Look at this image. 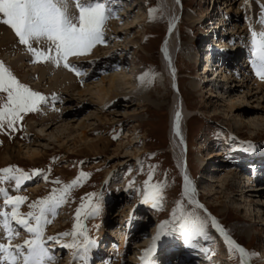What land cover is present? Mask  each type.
<instances>
[{
  "label": "rangeland",
  "instance_id": "1",
  "mask_svg": "<svg viewBox=\"0 0 264 264\" xmlns=\"http://www.w3.org/2000/svg\"><path fill=\"white\" fill-rule=\"evenodd\" d=\"M159 2L110 0L108 4H111H106L114 12L104 25V43L81 55L84 61L81 68L76 66L78 62L72 63L77 60L75 56L68 58L80 80L62 63L59 66L63 71L58 78L60 83L67 77L77 82L79 90L93 86L81 96L70 89L66 93L57 92H64L61 100L53 99L55 90L50 88L55 75L50 71L42 79L39 75L45 62L30 63L24 51L23 62L13 65L14 56L18 54H9L6 48L14 43L0 46V62L21 83L48 98V103L42 104L38 111L22 114L23 119L17 121L14 128L0 129V157L5 155L6 149L43 147L41 156L33 159L11 157L0 163V169L15 166L27 173L39 169L47 180L42 175L34 176L18 192L8 184L3 186L9 188L10 195L15 192L12 195L27 197L20 207V211L26 213L28 203L48 196L53 189L70 184L85 173L80 183L70 190L68 202L58 209L57 216L46 227V237L71 232L77 208L82 202L87 203L81 198L96 193L99 214L85 218L82 212L81 221L90 239L99 238L100 242L105 239L104 244L112 243L115 247L103 253V263L97 264L178 263L187 253L171 248L177 234L161 236L155 241L154 253L145 260L142 257L152 246L161 224L172 221L173 213L177 217L190 211L196 214L181 193L182 181L173 163L167 134L169 107L174 103L184 104L191 115L181 129L178 154L184 157L187 149L186 170L201 166L197 179L192 172L196 187L192 179L191 185L194 193L203 191L202 205L210 208L214 215L200 208L197 211L202 219L209 221L206 227L209 238H198L196 248L199 250L194 248L193 253L204 257L213 254L208 256L215 259V264H241L242 259L244 264H249L248 256L242 258L211 226V218L215 217L230 238V229L236 227L234 236L247 247L250 258L255 259V264H264V187L261 186L264 181L258 187H247L250 191L245 192L236 169L240 166L236 162L238 159L264 149V89L257 94H253L255 89H252L258 84L264 85V80L245 64L247 52L252 54V31H264L259 25L264 18V0H173L178 19L175 15L171 39L178 47L172 60L164 64L160 59L161 43L170 24ZM116 13L122 16L113 23ZM201 17L204 20L196 22ZM129 24L134 27L128 28ZM0 25L3 26L0 33L10 31V27ZM115 27L122 28L123 32L114 33ZM236 31L240 34H234ZM203 33L209 34V42L223 40L220 44L226 48L239 46L234 49L233 56L237 54V59L231 71L216 75L217 71H207V66L203 67L200 51L209 46L202 44L206 42ZM9 36L12 38L15 34ZM98 49L106 53L92 56ZM249 64L251 67L250 61ZM231 74L236 81L228 82L223 76ZM110 76L116 84L112 87L115 91L109 93L101 85ZM50 114L57 116V121L43 123L42 119ZM149 175L151 184L162 186L159 208L142 202L144 181ZM57 179L60 184L53 183ZM254 189L256 191H252ZM96 199L93 198V203ZM13 227L17 226L13 224ZM171 227L168 225L165 230ZM243 228L247 230L244 235L239 232ZM18 230L20 234L13 244H21L29 238L23 229ZM72 242L71 236L63 237L58 243L49 241L54 264H74L75 250L61 247ZM252 253L256 255L251 257ZM187 257L194 263L200 261L193 256ZM75 264L84 262L77 259Z\"/></svg>",
  "mask_w": 264,
  "mask_h": 264
},
{
  "label": "snow or ice",
  "instance_id": "2",
  "mask_svg": "<svg viewBox=\"0 0 264 264\" xmlns=\"http://www.w3.org/2000/svg\"><path fill=\"white\" fill-rule=\"evenodd\" d=\"M70 2L75 4L78 15H69ZM108 0H0V23L12 29L18 43L24 45L33 56V63L51 62L57 67L63 62L65 68L75 70L68 63L70 56H81L90 52L97 44L104 43V25L113 17L112 9L107 7ZM151 15V10H150ZM264 25V19L260 21ZM252 67L256 75L264 80V31L259 33L252 31ZM43 45V47H34ZM54 53V54H53ZM77 75L79 73L77 72ZM48 103V98L37 91H33L27 84L21 83L12 71L0 62V129L14 128L17 121L23 119L22 114L36 112L42 104ZM179 113H177V121ZM177 124V133H178ZM47 176L37 169L27 173L15 166L0 169V264H54L55 257L52 254L49 241L59 242L63 237H73V242L62 244L61 247L74 249L73 261L77 259L86 264L88 254L95 245L90 239L87 229L81 221L83 212L85 218L94 217L100 212L99 198L96 193L87 194V203H81L77 208L73 230L59 233L56 236H45L46 227L57 216L58 209L68 202L70 190L80 183L87 174L81 173L80 177L61 188L53 189L43 198L28 203L29 211H20L27 197L10 195V188L19 191L25 181L34 176ZM184 193L189 205L196 208L203 206L191 198L195 189L187 176L184 177ZM60 184L59 179L53 181ZM131 187V184L129 185ZM161 185L151 184V175L144 181L143 203H151L152 207L159 208V200L162 199ZM96 202L93 203V198ZM182 207V206H181ZM209 221L197 216L194 212L181 213L179 217L173 213L172 221H165L160 226V231L154 237V242L146 252L142 260L151 256L156 248L155 241L161 236L178 234L183 243L189 248H196L198 238L208 239L206 227ZM15 224L17 227H13ZM168 225H172L167 231ZM211 226L216 228L226 244L238 251L241 257L249 255L243 247L232 240L225 230L211 218ZM18 229H23L29 236L21 244H13L12 241L19 236ZM82 237L83 239H79ZM251 255H256L252 253ZM241 264H244L242 259Z\"/></svg>",
  "mask_w": 264,
  "mask_h": 264
},
{
  "label": "bare ground",
  "instance_id": "3",
  "mask_svg": "<svg viewBox=\"0 0 264 264\" xmlns=\"http://www.w3.org/2000/svg\"><path fill=\"white\" fill-rule=\"evenodd\" d=\"M172 4H174V2H173V0H160V2H159V5H160V7H161V9H163V13H165L166 15H167V17H168V20H169V26H168V28H167V32H166V34H165V37H164V39H163V41H162V45H161V50H160V59H161V61H162V64H164V63H166L165 61H169V60H172V58L175 56V54L177 53L176 52V49H177V47H176V44L175 43H173L174 41L171 39V35H172V30H173V19H174V17H175V15H176V10H173V5ZM228 6H230V4H228ZM227 6V7H228ZM256 7V4H255V6H254V8ZM112 12H113V10H112ZM260 12V11H259ZM178 14V13H177ZM210 13H208V14H205V19L208 17V15H209ZM69 15L70 16H75V15H78V10L76 9V7H75V4L74 3H72V2H70V4H69ZM115 16H116V18H115ZM122 16V14L121 15H119V14H114V21L116 20L117 21V19L118 18H120ZM203 16V15H202ZM176 18H177V15H176ZM178 19V18H177ZM262 19H264V18H262ZM261 19V20H262ZM201 20H204V19H202V17L200 18V19H198L196 22H201ZM260 20V21H261ZM113 21V23H116V21L114 22ZM260 21H259V25H260V28L261 29H263L264 30V25H261V23H260ZM219 24H221L222 25V23H219ZM224 24V23H223ZM113 25V24H112ZM115 26V25H114ZM134 27V24L133 25H128V28H130V29H132ZM1 28H3V26L2 25H0V29ZM115 31H114V33H117V31L118 32H123V30H122V28H117V27H115V28H113ZM246 29V28H245ZM262 31V30H261ZM0 32H2V31H0ZM12 33H14L13 31H12V29L10 28V31L9 30H5L3 33H0V46H3L4 45V47H5V45H7V44H9V43H14V45L13 46H10V47H7L6 48V50L8 51V53L9 54H12V55H14V53H16V54H18V55H16V57L14 56V59H13V65H17L18 63H22L23 62V58H21V55H22V53L25 51V53L29 56V58H27V60L30 62V63H32L33 64V62H31V61H33V56H32V54L31 53H29L28 51H27V49H26V47L24 46V45H20L19 43H18V38L16 37V35L14 36V37H10L9 35H11ZM107 33V32H106ZM234 34H240V33H238V31H236V32H234ZM205 39V38H204ZM207 39V38H206ZM34 47H43V45L41 44V45H36L35 43H34V45H33ZM237 47V46H236ZM239 48V47H238ZM204 50H206V49H204ZM203 50V51H204ZM207 51V50H206ZM21 53V54H20ZM103 54V53H106V52H104V50H102V49H98V50H96L93 54H92V56L93 55H95V54ZM24 54V53H23ZM54 54V53H53ZM236 56V55H235ZM246 56H248V57H246V59H248L247 61H245L246 59L244 58V60L243 61H245V64H247L246 65V67H249L253 72H255V70L253 69V67H252V64H251V67H250V64H249V61L251 62V60H252V58H253V56H252V54H248V52H247V55ZM74 58H77V60H79V61H72V63L73 62H78L79 64L77 65L76 64V66H78V68H81V63H83L84 61L82 60L83 59V57L82 56H75ZM89 58V57H88ZM62 63V66H63V62H61ZM171 63V62H170ZM204 63V62H203ZM70 64V63H69ZM75 64V63H74ZM172 64V63H171ZM167 65V64H166ZM168 65H169V63H168ZM203 65V67H205V66H207V65H205V64H202ZM18 66V65H17ZM64 67V66H63ZM62 68V67H61ZM60 67H57L54 63H51V62H45L44 63V69L41 71L40 70V72H39V75H40V78L41 77H43L45 74H46V72H48V71H50L51 73H53V75H55L54 76V80H53V82H51V90H55V91H53L52 92V94H53V99H58V100H61L62 99V93H66L67 91H70V89L71 90H76V92H77V94H78V96H81V95H84V93L86 92V91H88L89 89H90V91H91V89L93 88V86H86L85 88H83V89H80L79 90V87H78V85H77V82H75V80H70V78L69 79H67V77L65 78V80L63 81V82H61L60 83V81L58 80V78L59 77H61L62 75H63V71H62V69H61ZM65 68V67H64ZM67 70L69 69V68H66ZM211 69H213V72L214 71H217V73H215L216 75L218 74V72H222L221 70H219V69H214L213 67H211ZM232 69H230L229 71H231ZM208 71V70H207ZM50 72H48V73H50ZM71 74H72V76H75L77 79H79L80 80V78H78V75L76 74V72H74L73 70H71ZM245 72V71H244ZM33 73H36V71L35 72H33ZM38 73V72H37ZM65 73V72H64ZM168 73V75L170 74L169 72H167ZM84 75H86V74H84ZM83 75V76H84ZM235 75V74H234ZM37 76H38V74H37ZM123 76V75H122ZM121 75H120V77H122ZM224 76V78L226 79V81H228V82H230V81H236L235 80V78H233L232 77V74L231 75H223ZM69 77V76H68ZM125 77H127V76H124V77H122V78H125ZM245 77V76H244ZM42 79V78H41ZM40 79V80H41ZM115 84H116V82H114V79H113V77L112 76H110V77H108L107 79H105L104 80V82L102 83V87H103V89H104V91H106V92H114L115 90H114V88H112V87H114L115 86ZM244 84V83H243ZM242 85V84H241ZM80 86V85H79ZM108 87V88H107ZM238 87V86H237ZM264 87V85H260V84H258L257 85V87L256 88H252V89H255V91L253 92V94H257V93H261L262 92V90L264 89L263 88ZM107 88V89H106ZM196 88H197V85H196ZM64 91V92H61V93H57V92H60V91ZM260 90V91H259ZM99 92H102V90L100 89L99 90ZM115 96H118V95H115ZM230 99V98H229ZM185 107V105L184 104H181L180 106H178V105H175V103H174V105H171L170 107H169V125H168V137H169V145H170V147H169V149L171 150V152H172V154H173V159H174V162H176V164L184 171L185 170V167H186V165H188V163H187V159H184V161L182 160V158H187V153H185V157H179V154H178V149H179V147H180V132H181V129H182V127H183V125H184V123L186 122V120H187V118L191 115V112H189L188 111V109H186V108H184ZM177 113H179V120L177 121ZM54 114V113H53ZM52 114H50L49 115V117L48 118H43L42 119V122L43 123H49V122H53V121H57V119H58V117L57 116H54V115H52ZM177 124H178V133H177ZM30 125V124H29ZM33 125V124H32ZM53 125V124H52ZM33 127V126H32ZM52 126H50L49 127V129L51 128ZM59 133V132H58ZM60 134V133H59ZM59 134H57L56 135V137L59 135ZM37 135H40V134H37ZM66 136L64 137V141H66ZM71 139V138H70ZM74 139V138H73ZM69 140V139H68ZM39 145V144H38ZM37 145V146H38ZM41 148H43V147H41ZM41 148H38V147H36V146H19V149H15V148H11V149H6V151H5V155H3V156H1L0 157V163H4V162H6L8 159H10L11 157H21V158H23V157H28V158H30V159H33V158H36V157H39V156H41L42 154H41V152H42V150H41ZM215 154V153H214ZM181 155V154H180ZM263 158V157H262ZM184 162V163H183ZM243 162H237V164H239L240 166H238L236 163H235V166L237 165L238 166V168H236V169H240V168H242V164ZM184 165V166H183ZM189 168V167H188ZM186 172H187V174H186V176L188 175V177L190 176L189 175V170H186ZM184 175H185V173H184ZM239 176H241V174H238ZM228 185V184H227ZM227 185H226V187H227ZM249 185H252V183H248L245 187H244V189H243V191H245V192H249L250 190L247 188ZM262 187H264V185H261ZM258 189V188H257ZM252 191H256V189H254V190H252ZM197 202V201H196ZM198 204H200V202H198ZM202 205V204H201ZM203 206V205H202ZM205 206V205H204ZM193 207V209H195L196 211V215L197 216H199L200 218L202 217V215L199 213V212H197V211H199V208H196L195 206H192ZM205 208L209 211L208 213H211L212 214V211H211V209L210 208H208L207 206H205ZM204 208V209H205ZM206 210V211H207ZM216 216V215H215ZM217 217V216H216ZM212 218H215V217H212ZM221 223V222H220ZM222 224V223H221ZM119 230V229H118ZM237 230V228L236 227H233L232 229H230V231H229V235L231 236V239L232 240H234L238 245H240L241 247H243L244 249H245V251L249 254V252H248V250H247V247L246 246H244L243 244H241V242H239L238 240H237V238L234 236V233H235V231ZM246 231L247 230H245V228H243V229H239V232L241 233V234H245L246 233ZM120 232V231H119ZM123 232V231H122ZM120 234H122V233H119V235ZM125 234V233H124ZM121 236H123V235H121ZM120 239H121V237H120ZM17 241V240H16ZM0 242H3V240L2 239H0ZM13 242H15V241H13ZM4 243V242H3ZM60 245V244H59ZM97 245V244H96ZM95 245V246H96ZM185 245V244H184ZM94 246V248H92V252H97V251H100V245H99V243H98V245L95 247ZM55 247V246H54ZM117 247V246H116ZM120 247V246H119ZM185 249H184V251H187V255L186 256H184V257H180V259H179V261H180V263H182V264H194V263H192L191 262V260L190 259H187V258H189V257H187V256H193V257H196V258H198V260H200V261H196V264H203L204 263V261L206 260V259H202V256H197V254L195 255L194 253H193V251H195V250H197L198 248H195V250H194V248H189V247H187L186 245H185ZM118 248V247H117ZM119 249V248H118ZM120 250V249H119ZM199 250V249H198ZM117 252H119V251H117ZM121 252V251H120ZM183 253H185L186 254V252H183ZM248 256V258H250V254L249 255H247ZM179 258V257H178ZM99 259V258H98ZM90 262H95V263H99L98 261H100V260H93V258H89L88 259ZM212 260H214L215 261V259L212 257L211 258V263H209L208 262V264H212ZM101 262V261H100ZM200 262V263H199ZM87 263V262H86ZM88 264H91V263H89L88 262Z\"/></svg>",
  "mask_w": 264,
  "mask_h": 264
}]
</instances>
